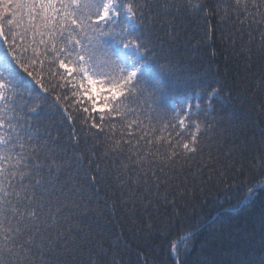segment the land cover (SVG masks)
<instances>
[{"label":"snow or ice","instance_id":"obj_1","mask_svg":"<svg viewBox=\"0 0 264 264\" xmlns=\"http://www.w3.org/2000/svg\"><path fill=\"white\" fill-rule=\"evenodd\" d=\"M213 20L264 94V0H0V264H264V128L227 110L237 89L218 70L177 55ZM205 179L242 193L217 216L259 211L202 240L211 215L181 226L179 246L169 218L163 257L152 213L179 220ZM105 197L129 224L101 242Z\"/></svg>","mask_w":264,"mask_h":264},{"label":"trees","instance_id":"obj_2","mask_svg":"<svg viewBox=\"0 0 264 264\" xmlns=\"http://www.w3.org/2000/svg\"><path fill=\"white\" fill-rule=\"evenodd\" d=\"M213 32L209 37L204 36L203 25L197 28L195 24L189 25V35L181 43V47L178 50L177 55L188 63H191L194 68L203 66L204 69L211 67V71H219L221 79L226 78L227 81L232 84L237 91H233L232 102L226 105L229 112L234 113L240 122L246 125L245 131L255 130L259 135L261 128H264V94L254 93L242 83L246 73L244 72L243 61H237V58L227 50V44L222 39L220 34L215 28V21L213 20ZM250 100H254L256 108H253ZM203 188V191H199V188ZM192 195H186L182 199L177 197V211L179 213V220L174 216L172 209L159 207L160 213L157 218L156 212L152 213L153 222L156 224L158 231L155 233V245L157 251L163 254V257H167L166 249L168 247V240L163 237L167 235V227H161L165 221L169 218L173 220L176 231L172 233L173 238L177 240L179 246V232L181 226L184 228L196 227L202 220H207L209 215L213 217L208 224L204 225L200 229V239H204L208 236L210 231H226L229 227L237 225L243 218L248 217L252 212L259 211V200L252 208L246 209L237 216L232 212H222L217 216L221 205L216 204L215 201L219 199L223 202V207L227 208L229 203L235 204L236 198L242 193L235 190H230V199L226 198L221 187L217 190L214 181L205 179V182L201 185L198 183H192L190 187ZM114 193H109V197ZM105 197L101 199L98 205H93L92 208L96 210L94 216V223L98 224L99 232L104 237L101 242H106L109 236L112 234H118L121 231H127L128 220L125 216V209L121 207L120 201L115 202ZM107 199L108 207H105L104 200ZM207 200V204L203 203V200ZM227 200V202H225ZM166 213V215H165ZM143 219L147 217L142 216ZM200 252L199 242L193 248L190 253V257L195 261ZM225 255H227V249H225Z\"/></svg>","mask_w":264,"mask_h":264}]
</instances>
